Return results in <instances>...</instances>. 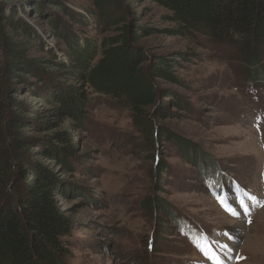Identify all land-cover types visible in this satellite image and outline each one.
Returning a JSON list of instances; mask_svg holds the SVG:
<instances>
[{"label": "rangeland", "instance_id": "1", "mask_svg": "<svg viewBox=\"0 0 264 264\" xmlns=\"http://www.w3.org/2000/svg\"><path fill=\"white\" fill-rule=\"evenodd\" d=\"M121 1L150 29L138 31L137 46L150 59H175L172 74L180 83L155 81L170 95L146 110L144 134L126 108L90 91L79 123L58 108L57 127L26 132L46 141L63 130L72 136L75 158L67 166L61 156L37 159L54 179L55 199L70 223L66 264H264V44L248 49L258 60L251 64L240 46L198 33L171 35L168 13L152 0ZM1 4V16L18 22L5 30L8 38L34 59L20 65L31 75L17 71L30 85L18 86L47 90L49 100L76 86L46 64L50 52L54 64L73 60L51 24L99 42L115 34L99 27L93 0ZM15 94L52 114L33 91ZM159 103L163 115L156 114ZM45 146L58 152L61 145Z\"/></svg>", "mask_w": 264, "mask_h": 264}, {"label": "trees", "instance_id": "2", "mask_svg": "<svg viewBox=\"0 0 264 264\" xmlns=\"http://www.w3.org/2000/svg\"><path fill=\"white\" fill-rule=\"evenodd\" d=\"M152 2L168 13L164 18L174 25L169 31L171 35L209 36L219 44L240 46L251 64L258 62L255 52L247 51L250 46L253 50L255 45L264 44V0ZM93 6L99 27L115 32L101 42L70 35L51 24V34L66 47L73 60L54 64L55 54L50 52L46 64L59 68L62 77L76 83L67 87L66 96L53 100H49L47 90L18 86L29 84L22 81L18 72L31 75L28 68L20 67L22 61H31L33 65L34 59L25 58L17 44L8 38L5 30H16L14 25L18 22L12 16H1L4 9L0 7V264H66L70 223L55 199L58 187L54 179L37 159L61 156L60 161L67 166L75 158L72 136L63 130L46 141L26 132H37L43 124L57 127L53 119L59 118V110L65 118L79 123L86 115L84 91H90L109 96L126 108L137 132L144 134L149 131L146 110L154 107L159 96L161 102L170 95L155 88V81L180 83L172 74L178 64L175 59L169 56L150 59L137 46L138 31L143 30L146 35L150 29L138 24L130 5L123 6L121 0H93ZM76 21H81V17L76 16ZM25 35L29 36L27 32ZM27 89L53 107L51 115L25 99L16 98V92ZM174 103L180 105L178 101ZM160 109L161 104L155 108L156 114L163 115ZM52 140L61 145L58 152L45 146ZM37 147L39 150L33 152Z\"/></svg>", "mask_w": 264, "mask_h": 264}, {"label": "snow or ice", "instance_id": "3", "mask_svg": "<svg viewBox=\"0 0 264 264\" xmlns=\"http://www.w3.org/2000/svg\"><path fill=\"white\" fill-rule=\"evenodd\" d=\"M252 199H254V198H252ZM220 202L222 204H224L223 200H221ZM224 206L226 208V211L230 212V214H232L233 216H237L238 215V213L234 209H232L231 207L227 206L226 204H224ZM241 206L243 207V202H241ZM197 247H201V245L198 244ZM201 251H205V249L203 247H201Z\"/></svg>", "mask_w": 264, "mask_h": 264}, {"label": "water", "instance_id": "4", "mask_svg": "<svg viewBox=\"0 0 264 264\" xmlns=\"http://www.w3.org/2000/svg\"><path fill=\"white\" fill-rule=\"evenodd\" d=\"M23 0H0V3L5 4V5H13L16 3H20Z\"/></svg>", "mask_w": 264, "mask_h": 264}]
</instances>
